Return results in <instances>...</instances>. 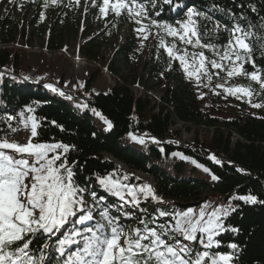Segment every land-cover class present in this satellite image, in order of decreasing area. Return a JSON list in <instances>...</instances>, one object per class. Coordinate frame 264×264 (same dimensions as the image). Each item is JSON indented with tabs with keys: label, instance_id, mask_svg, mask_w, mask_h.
Here are the masks:
<instances>
[{
	"label": "trees",
	"instance_id": "1",
	"mask_svg": "<svg viewBox=\"0 0 264 264\" xmlns=\"http://www.w3.org/2000/svg\"><path fill=\"white\" fill-rule=\"evenodd\" d=\"M137 3L145 4L150 19L177 28V21L187 19L188 8L204 13V17L197 16L195 19L202 32L205 27L212 29L220 25L219 32L214 33L219 38L213 41L219 45L227 43L233 25L239 24L244 29L252 25L256 39L250 42L254 47L252 55L256 67L246 62L243 69L248 73L259 69L264 78V51L260 47L264 43V39H260L264 38V28L261 27L264 25V0H172L171 4H165L164 0H137ZM153 3L155 8L152 7ZM157 11L160 12L159 16L155 15ZM207 17H211V20ZM135 19H141V23L137 24ZM150 19L132 17L129 20L126 25L132 33L115 46V59L98 58L90 51L94 48L91 45L95 41L93 39L81 45L77 51L81 59L99 64L88 71L81 83V88L91 95L83 99L81 105L71 106L66 99L49 95L39 85L15 83L3 74L0 79V138L20 143L18 138L27 136L31 128V122L27 129L24 122L28 117H33L38 125L34 142L69 146L62 159L66 157L76 184L86 189L84 198L87 204L98 201L95 220L100 219L98 211L107 207L112 216L119 218L125 231L133 227L142 228L140 219L152 221L154 217L155 223L148 226L162 230L160 225L175 223V213L192 209L194 216H198L203 209L205 219H208L211 213L220 209L221 213L226 211L227 215H221L218 223L222 224V228L213 234L210 248L204 246L208 242L207 234H204V242L201 243L199 232L194 242L175 236L168 243L179 240L182 244H189L193 257L197 253L208 252L210 256H231L230 264H264V106H252L264 105V91L247 76L228 78L226 72L212 69L210 64L207 67L212 76L211 82L203 75L199 83L196 76L189 78L180 62L172 59L160 47V40L163 38L164 43L175 42L183 48L182 55L185 51L190 54L201 50L167 36L164 31L151 25ZM12 20L10 13L3 14L0 19V72L6 71L20 77L16 73L21 58L15 46H26L28 39L24 33L16 30ZM142 25L146 26L145 29L154 27L156 37L151 42L144 40V44H135L132 37H139L140 33L136 30ZM54 39L62 40L60 36L50 33L47 42L52 44ZM53 47L60 49L57 44H53ZM204 52L209 60L216 58L210 51ZM188 59L190 62V55ZM118 64L128 67L129 75L134 72L131 66L139 64L146 78L142 76L137 81L131 80L130 86L136 85L144 93L152 89L159 91L160 104L149 100L147 95L135 98L129 87L118 83L105 93L92 92L93 85L102 76V67L112 77L122 78ZM218 84L223 87H217ZM229 87L250 88L252 96L228 94L224 89ZM93 109L100 116L95 115ZM9 116L13 118L10 121ZM105 121L112 127L109 128ZM177 126H181V130H177ZM11 128L17 131L11 132ZM182 133L191 135L193 141H184ZM232 134L238 137L235 142H232ZM143 136L155 138L158 142L144 139ZM141 139L143 143L139 142ZM173 153L180 155L174 156ZM107 156L124 165L127 172L116 167L105 158ZM210 156H214L218 163L209 159ZM179 157L189 160V163L186 164ZM192 161H196V164ZM200 168L209 171L204 175ZM135 173L151 178L153 184L149 185L165 201H153L151 197L145 199L137 191L139 204L125 205L119 197L98 183V178L107 176L122 185L138 189L145 182L134 178ZM213 175L217 177L216 180L212 179ZM93 191L96 201L91 196ZM124 195L126 200L131 201L127 188ZM248 195L255 196L257 202L239 199ZM160 211L169 215L161 217ZM122 213H129V218ZM72 226V223L65 225L51 240L39 235L35 237L30 245L32 254L39 256V250L48 243L52 248L44 249L49 257L45 264H57L59 253L54 249L59 246L58 240L63 239ZM233 244L237 247L232 248ZM75 250L76 245L67 249L68 252Z\"/></svg>",
	"mask_w": 264,
	"mask_h": 264
},
{
	"label": "snow or ice",
	"instance_id": "2",
	"mask_svg": "<svg viewBox=\"0 0 264 264\" xmlns=\"http://www.w3.org/2000/svg\"><path fill=\"white\" fill-rule=\"evenodd\" d=\"M51 3L56 4L57 0H51ZM164 3L171 4L172 0H164ZM152 7H156L155 3ZM109 8L116 16H120L122 10L126 9L130 17L150 19L145 4L137 3V0H127V2L126 0H103L100 12L107 14ZM155 15L159 16L160 12L157 11ZM186 15V20L177 21L179 28L154 19H150V23L164 31L167 36L178 39L182 44L201 50L190 54L185 51L183 55H176L173 51L176 48L175 43L168 47L163 38L160 40V47H164L172 59L180 62L189 78L196 76L199 83L200 76L203 75L211 82L212 76L207 67V64H210L212 69L226 72L228 78L245 75L259 84L260 89L264 91V78L260 75L259 69L251 73L243 69L246 62L256 67L252 55L254 47L250 42L256 39L252 25H249L248 29H244L239 24L233 25L229 30L227 43L219 45L213 42L219 38L218 35H214L220 30L219 24L212 29L205 27L202 32L195 17H204L205 14L188 8ZM207 19L211 20V17ZM135 22L140 24L141 19H135ZM145 27L142 25L136 31L142 33ZM261 27L264 28V25ZM143 38L147 39V34ZM257 42L259 43V39ZM260 47L264 51V43H261ZM204 50L210 51L216 58L209 60ZM215 74L219 75V73ZM25 79L28 78L25 77ZM45 87L53 92L58 91L48 84ZM217 87L223 86L218 84ZM224 91L231 95L241 93L252 96L250 88L229 87ZM60 95L64 93L61 92ZM68 98L71 99V97ZM252 106L259 108L264 105L253 104ZM93 112L100 116L95 109ZM12 119L11 116L8 117L9 121ZM29 122H31V128L27 142L21 144L9 141L7 138H0V264H45L49 257L44 249L52 248V245L45 243L39 250L40 255L34 256L30 248L33 239L39 235L51 240L69 223H72V228L63 239L58 240L59 246L54 249L59 253L56 257L57 264H207L205 258L210 261V264H230L232 257L229 255L210 256L208 252H203L193 257L189 244H182L179 240L168 243V240L174 239L175 236H182L183 240L194 242L199 232L201 243L204 242V234H207L208 242L204 246L210 248L213 244V234L222 228V224L218 223L221 215H227L226 211L221 213L220 209L211 213L208 219H205L203 209L198 216H194L192 209L175 213L173 215L175 223L160 225L159 228L162 230L148 226L149 223H155L154 217L152 221L140 219L139 224L143 225L142 228L133 227L125 231V226L120 223L118 217L110 214L107 207L98 211L100 219L95 220L94 213L97 212L98 201L91 205L87 204L84 198L86 189L76 184L74 172L68 166L66 157L62 159L68 152L69 146L61 143L34 142L38 125L33 117H28L24 122L26 129ZM105 123L108 122L105 121ZM108 127L111 128L112 125L108 123ZM16 131V128H11V132ZM133 139L135 140L136 137ZM139 142L144 141L141 139ZM60 149L63 151H58ZM173 155L180 154L173 153ZM209 159L218 163L214 156H210ZM192 163L196 164V161ZM203 170L209 171L207 168ZM237 171L241 170L237 169ZM212 179L216 180L217 177L213 175ZM98 183L119 197L125 205L139 204L137 191L142 193L145 199L151 197L153 201L162 202L147 183L137 189L122 185L119 181H113L107 176L98 178ZM125 188H127V195L132 198L131 201L125 199ZM91 196L96 201L94 191ZM239 199L251 203L257 202V198L253 195L242 196ZM122 215L125 218L130 216L129 213H122ZM159 215L163 217L168 216L169 213L160 211ZM73 217H75L74 220ZM93 221L94 223H90ZM72 245H76V250L68 252L67 249ZM231 247L237 246L233 244Z\"/></svg>",
	"mask_w": 264,
	"mask_h": 264
},
{
	"label": "rangeland",
	"instance_id": "3",
	"mask_svg": "<svg viewBox=\"0 0 264 264\" xmlns=\"http://www.w3.org/2000/svg\"><path fill=\"white\" fill-rule=\"evenodd\" d=\"M101 6H103V0H78V2L77 0H57L56 4H52L51 0H47V3L46 0H13L11 3L9 0H0V19L3 14L10 13L16 30L24 33L28 39L26 46H21V49L15 46L21 58L16 74L20 78L27 77L31 84H38L49 95H56L61 100L66 99L71 106L81 105L83 99L90 98V92L82 89L81 83L88 75V71L99 64L81 59V55H78L77 51L87 40L93 39L95 41L91 45L94 48H91L90 51L92 50L98 58L115 59V46L132 33L127 26L132 17L129 16L126 9L122 10L120 16H116L111 8L107 10V14H102ZM153 29V27H149L140 33L139 37H132L133 42L135 44H140L144 40L151 42L157 34ZM50 33L60 36L62 40L54 39L52 44L48 43L47 38ZM145 34L148 36L147 39L143 38ZM173 43L175 42H165V45L171 47ZM53 44H57L60 49L54 48ZM91 45L90 47H92ZM175 45L176 48L173 51L177 55H182L183 48L177 46L176 43ZM163 49L165 51L164 47ZM131 67L134 72L129 75L128 67H124L122 64L117 65L121 79L112 77L106 68H100L102 76L93 85L92 92L105 93L115 83H118L129 87L135 98L147 95L149 100L159 105L161 98L159 91L152 89L148 93H144L138 86H130L131 80L137 81L142 76H144L143 79L146 78V74L139 68V64ZM2 76L4 75L0 72V79ZM46 84L58 91L53 92L50 88H46ZM61 92L64 95H60ZM73 93H79L81 96L73 98ZM176 128L181 130V126ZM182 134H184L182 136L184 141H193L191 135ZM29 136L30 132L18 140L23 144L27 142ZM135 143L138 144V142ZM179 159L186 164L189 163V160L185 158L179 157ZM199 170L201 174H207L202 168ZM140 179L153 184L147 176L143 175Z\"/></svg>",
	"mask_w": 264,
	"mask_h": 264
},
{
	"label": "water",
	"instance_id": "4",
	"mask_svg": "<svg viewBox=\"0 0 264 264\" xmlns=\"http://www.w3.org/2000/svg\"><path fill=\"white\" fill-rule=\"evenodd\" d=\"M5 75H7V76H13V77H17V76H14L13 74H11V73H7V74H5ZM19 79V81L20 82H22V83H25V84H30V82H27V81H25V79H23V78H18ZM62 91H64V90H62ZM143 138L144 139H147V140H150V141H152V142H158L155 138H152V137H145V136H143ZM159 143L160 144H162V142H160L159 141ZM106 159H108L111 163H113L116 167H119L122 171H126L127 170V168L124 166V165H122V164H120V163H118V162H116L115 160H113L111 157H105ZM138 178V177H137ZM139 181H143V180H141L140 178L138 179ZM143 182H145V181H143ZM145 183H147V182H145ZM149 184V183H148Z\"/></svg>",
	"mask_w": 264,
	"mask_h": 264
},
{
	"label": "bare ground",
	"instance_id": "5",
	"mask_svg": "<svg viewBox=\"0 0 264 264\" xmlns=\"http://www.w3.org/2000/svg\"><path fill=\"white\" fill-rule=\"evenodd\" d=\"M79 61V60H78ZM142 92V91H141ZM144 96V95H143ZM146 96V95H145ZM140 98V97H139ZM150 98V97H149ZM232 142H235L236 141V139H238V137L235 135V134H232ZM143 175H141V174H139V173H135L134 174V177H138V178H140V177H142ZM150 180H152L151 178H150Z\"/></svg>",
	"mask_w": 264,
	"mask_h": 264
}]
</instances>
